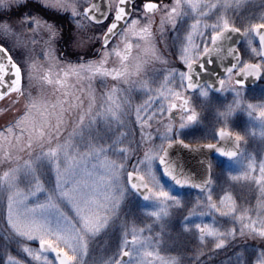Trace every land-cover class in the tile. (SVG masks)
<instances>
[{
    "label": "snow or ice",
    "instance_id": "1",
    "mask_svg": "<svg viewBox=\"0 0 264 264\" xmlns=\"http://www.w3.org/2000/svg\"><path fill=\"white\" fill-rule=\"evenodd\" d=\"M246 6L0 0V196L6 238H17L22 253L5 250L0 264H87L90 240L129 196L152 208L140 224L123 222L100 264H205L224 249L228 264H264V154L247 151L254 130L232 124L243 112L264 125V98L250 95L264 92V0L258 11H238ZM210 65L214 78L202 75ZM217 93L233 99L217 109L212 135L182 138L204 126L201 103ZM175 146L213 154L200 161L207 177L197 180L171 159ZM238 161L242 170L226 171L215 191L213 168ZM44 165L52 188L39 176ZM161 171L183 197L164 187ZM240 181L258 193L254 204H238ZM173 234L189 238L190 250H176Z\"/></svg>",
    "mask_w": 264,
    "mask_h": 264
},
{
    "label": "rangeland",
    "instance_id": "2",
    "mask_svg": "<svg viewBox=\"0 0 264 264\" xmlns=\"http://www.w3.org/2000/svg\"><path fill=\"white\" fill-rule=\"evenodd\" d=\"M259 0H246V7L238 9V11L247 12L249 10L258 11L257 5ZM46 18L53 15L50 10H45ZM59 15V14H56ZM186 28V21H182L177 25L178 32L173 34V41L177 35H183ZM37 91H39V86H37ZM253 99L264 98V92L256 90L250 94ZM232 102V99L228 101H212V105L208 107L207 113L202 112L204 118V126H196L198 131L193 134L191 129H185L182 132V138L188 141H195L197 139L203 138L206 134L208 136L212 135V128L219 123V118L217 116V109H223L227 104ZM4 107L3 102H0V109ZM205 113V114H204ZM15 113H13L14 115ZM3 113H0V125H3ZM233 127L240 130L244 134H248L249 130H254V135H249V140L247 144V151L254 154L258 159L264 154V125L261 123L249 119L243 112H238L232 118ZM214 160H220L219 158H214ZM242 170V161L236 163L228 162L225 169L221 170L218 168H213L212 178L216 182L214 185L215 191H221L224 188L226 177L224 173L226 171H231L233 174L239 173ZM161 177L162 174L160 173ZM39 176L44 181L48 188L54 186L55 178L47 165L42 166L39 169ZM30 180V177H26L23 182ZM161 183L164 187L172 192L173 194L179 193L182 197L185 194V190L177 189L172 183L164 180L162 177ZM189 191V190H188ZM192 196L196 193L190 191ZM43 194H41L42 196ZM233 195L237 198L238 204L250 201L255 203V197L258 195L252 188L248 187L244 181H240L235 184ZM152 208L151 202L144 201L137 196H129L122 203L118 216L112 221L107 229L97 235L95 238L89 242V253L86 258L87 264H100V262L110 254L117 246L120 238L121 227L125 220L135 219L138 224L146 219L147 212ZM70 212V209L68 210ZM208 222H211L210 220ZM142 226V224H141ZM170 243L176 250H190L189 244L191 241L187 237H177L174 234L169 238ZM19 240L13 236H8L6 238V225L4 221V201L3 197L0 196V257L3 256L5 250H11L13 254L22 255L19 251ZM172 251L161 250V255H174ZM229 250L224 249L216 253L215 259L211 262H205V264H228L226 257L230 256ZM191 264V262H189Z\"/></svg>",
    "mask_w": 264,
    "mask_h": 264
},
{
    "label": "water",
    "instance_id": "3",
    "mask_svg": "<svg viewBox=\"0 0 264 264\" xmlns=\"http://www.w3.org/2000/svg\"><path fill=\"white\" fill-rule=\"evenodd\" d=\"M213 67H215V66L214 65L208 66L207 73L202 74V75H206L207 77L214 78L215 73L212 71ZM205 156H207V158L211 159V157H213V154L194 153V152H191L187 149H183L180 146H175L170 151L171 159L178 160L180 162V164L184 166L185 170L190 172L194 176V178L197 180H203L208 175L207 169L200 162L202 158H205ZM215 157H219V156L215 155ZM219 158H221V157H219ZM161 174L163 176L162 171H161ZM163 178L174 184V182H172L167 176H163ZM175 186L178 189H180L179 186H177V185H175ZM190 190H195V189H190Z\"/></svg>",
    "mask_w": 264,
    "mask_h": 264
},
{
    "label": "flooded vegetation",
    "instance_id": "4",
    "mask_svg": "<svg viewBox=\"0 0 264 264\" xmlns=\"http://www.w3.org/2000/svg\"><path fill=\"white\" fill-rule=\"evenodd\" d=\"M230 99H233L231 93H227V94H219V93H217V94H214L210 99H208L207 101H203L201 103L203 112L207 113V111L209 110L208 107H210L212 105V103H211L212 101L219 102V101H228ZM219 159H222V158H219Z\"/></svg>",
    "mask_w": 264,
    "mask_h": 264
},
{
    "label": "bare ground",
    "instance_id": "5",
    "mask_svg": "<svg viewBox=\"0 0 264 264\" xmlns=\"http://www.w3.org/2000/svg\"><path fill=\"white\" fill-rule=\"evenodd\" d=\"M191 191H193L194 193H196V191H195V190H191Z\"/></svg>",
    "mask_w": 264,
    "mask_h": 264
}]
</instances>
